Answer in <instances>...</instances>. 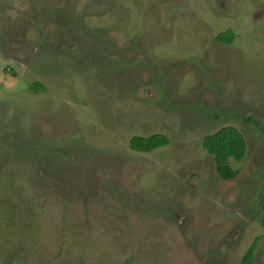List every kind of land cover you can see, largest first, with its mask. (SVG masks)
<instances>
[{
    "label": "rangeland",
    "instance_id": "rangeland-1",
    "mask_svg": "<svg viewBox=\"0 0 264 264\" xmlns=\"http://www.w3.org/2000/svg\"><path fill=\"white\" fill-rule=\"evenodd\" d=\"M263 189L264 0H0V264H264Z\"/></svg>",
    "mask_w": 264,
    "mask_h": 264
},
{
    "label": "trees",
    "instance_id": "trees-1",
    "mask_svg": "<svg viewBox=\"0 0 264 264\" xmlns=\"http://www.w3.org/2000/svg\"><path fill=\"white\" fill-rule=\"evenodd\" d=\"M215 40L231 43L233 40V32L230 30L220 32L216 35ZM247 119L252 121L251 118ZM167 143L168 138L163 134H152L149 136L135 135L129 139V147L139 152H149ZM201 144L207 153L213 155L216 172L222 179H233L238 174V170L230 166L229 160L240 161L244 157L246 143L243 135L236 127L230 125L221 127L215 132L205 135L202 138ZM259 202L262 208L260 221L264 226V189ZM256 241L255 238L239 264H251Z\"/></svg>",
    "mask_w": 264,
    "mask_h": 264
}]
</instances>
